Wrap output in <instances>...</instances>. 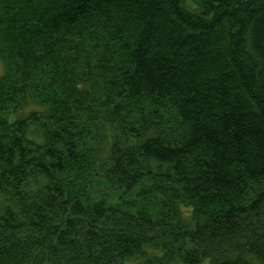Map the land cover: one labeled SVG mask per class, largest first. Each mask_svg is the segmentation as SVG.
I'll list each match as a JSON object with an SVG mask.
<instances>
[{
	"label": "trees",
	"instance_id": "trees-1",
	"mask_svg": "<svg viewBox=\"0 0 264 264\" xmlns=\"http://www.w3.org/2000/svg\"><path fill=\"white\" fill-rule=\"evenodd\" d=\"M264 264V0H0V264Z\"/></svg>",
	"mask_w": 264,
	"mask_h": 264
},
{
	"label": "rangeland",
	"instance_id": "rangeland-1",
	"mask_svg": "<svg viewBox=\"0 0 264 264\" xmlns=\"http://www.w3.org/2000/svg\"><path fill=\"white\" fill-rule=\"evenodd\" d=\"M177 261H178L177 263H173V264H184L181 259H178ZM201 264H212V263L210 259H206Z\"/></svg>",
	"mask_w": 264,
	"mask_h": 264
}]
</instances>
